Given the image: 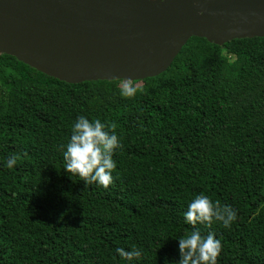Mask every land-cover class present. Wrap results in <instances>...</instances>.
I'll list each match as a JSON object with an SVG mask.
<instances>
[{
  "label": "trees",
  "instance_id": "obj_1",
  "mask_svg": "<svg viewBox=\"0 0 264 264\" xmlns=\"http://www.w3.org/2000/svg\"><path fill=\"white\" fill-rule=\"evenodd\" d=\"M118 81L66 83L0 54V264H128L115 249L132 246V264H178L201 193L237 212L196 225L221 240L218 264H264V37L193 36L133 98ZM79 115L121 140L107 188L63 170Z\"/></svg>",
  "mask_w": 264,
  "mask_h": 264
},
{
  "label": "water",
  "instance_id": "obj_2",
  "mask_svg": "<svg viewBox=\"0 0 264 264\" xmlns=\"http://www.w3.org/2000/svg\"><path fill=\"white\" fill-rule=\"evenodd\" d=\"M193 36L264 37V0H0V54L71 84L155 77Z\"/></svg>",
  "mask_w": 264,
  "mask_h": 264
},
{
  "label": "clouds",
  "instance_id": "obj_3",
  "mask_svg": "<svg viewBox=\"0 0 264 264\" xmlns=\"http://www.w3.org/2000/svg\"><path fill=\"white\" fill-rule=\"evenodd\" d=\"M138 91L137 85L130 79L122 80L118 86L122 98H133ZM70 133L67 143L61 146L63 170L80 177L85 184L95 183L107 188L113 183V173L117 168L113 155L122 148L114 129L99 118L90 120L79 115L72 123ZM18 159L17 155H10L5 166L9 170L13 169ZM236 219L237 212L230 205H222L203 193L196 195L188 203L184 213L185 222L191 224L193 230L176 239L180 255L178 264H218V257L222 252L221 240L213 232L202 235L196 225L218 222L228 229ZM115 252L128 264L140 260L143 255V250L136 246H132L130 250L118 247Z\"/></svg>",
  "mask_w": 264,
  "mask_h": 264
},
{
  "label": "rangeland",
  "instance_id": "obj_4",
  "mask_svg": "<svg viewBox=\"0 0 264 264\" xmlns=\"http://www.w3.org/2000/svg\"><path fill=\"white\" fill-rule=\"evenodd\" d=\"M120 82H121L120 80L117 82V83H118V85L120 84ZM138 84H139V83L137 82V83H136V85H138Z\"/></svg>",
  "mask_w": 264,
  "mask_h": 264
}]
</instances>
